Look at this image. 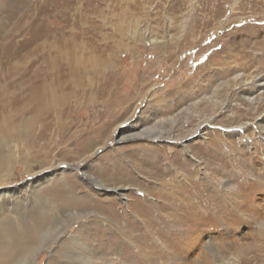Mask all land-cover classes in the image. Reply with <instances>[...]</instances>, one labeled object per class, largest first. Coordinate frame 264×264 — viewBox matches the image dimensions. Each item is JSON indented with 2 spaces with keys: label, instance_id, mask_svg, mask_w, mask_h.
<instances>
[{
  "label": "rangeland",
  "instance_id": "1",
  "mask_svg": "<svg viewBox=\"0 0 264 264\" xmlns=\"http://www.w3.org/2000/svg\"><path fill=\"white\" fill-rule=\"evenodd\" d=\"M66 28L70 83L1 153L2 214L52 219L12 264H264V0H0L10 91Z\"/></svg>",
  "mask_w": 264,
  "mask_h": 264
},
{
  "label": "bare ground",
  "instance_id": "2",
  "mask_svg": "<svg viewBox=\"0 0 264 264\" xmlns=\"http://www.w3.org/2000/svg\"><path fill=\"white\" fill-rule=\"evenodd\" d=\"M31 27L27 29L28 33L31 32L34 26H31ZM71 30H74V29L72 28ZM84 30L85 29L78 30V33H79L78 37L83 38L85 36ZM64 31L63 29H61V31L56 30L54 33L51 32V34H49L47 38L48 41H51L47 43L49 44L51 43L53 53L55 54V56L52 58L51 63H50L51 68L46 73V75L48 77H51V79H48V77L43 76L42 80L39 83H34L35 80L31 81L30 78H28V80H26L25 82L23 81L24 84L17 82L16 83L17 86L15 89L16 90L21 89V86L24 85L23 88L26 89V93L24 94V91H18V90L10 91V86H7V84L5 83L6 77L4 76L3 78L1 77L2 75L0 76V158L2 159V161H7L5 158L1 157L2 151L7 147L6 144H9L10 140H13L17 137H21L23 133L27 132V131H23L24 127H27L24 124L20 126L19 130H14V129L11 130L10 128L16 122H18V119H20L23 112L24 111L32 112L35 117L36 113H38L40 109L45 106V104L49 103V99L50 101H52V97L55 92L59 90H64L68 86V83H70V80L72 78L71 77L72 71L69 69L70 66L67 68V65L70 64L71 59L74 60V62H75V59H78V53L80 52L79 49L82 45L81 44L82 42L78 39H73L71 37H69L70 39L69 40L68 35L70 33V29L66 28L64 29ZM37 35L38 33L33 34L31 32L30 39L23 40L22 43H20L21 46L23 44L32 43V42H35L37 39H40V37H37ZM68 42L70 43V45H72L70 49L67 48ZM21 46H19V48ZM72 69L74 70V67ZM38 72L39 74L41 73V71H38ZM2 81L4 83H2ZM261 86L264 87V84ZM4 173L5 175L4 174L3 175L6 178V180L14 179L13 176L11 178V172H4ZM2 176H0V179ZM43 179L44 178H42V180ZM38 181L40 182V180H36V181H33L32 183L34 184V183H37ZM1 211L2 209H0V212ZM41 211H42V208H41ZM48 213L47 211L38 212L26 220L23 218L20 219L18 217L11 219V218L5 217L4 216L5 214L3 215L1 212L2 215H0V264H12L18 260L19 255L23 254L25 249H27L28 245L33 240H35L34 234L41 227L40 226L41 223L44 224L45 222H48V221L50 222V220H52L51 215H50L51 213L50 214ZM210 245L212 246V250H211L212 255L210 257L211 259L208 261L209 264H211V262L214 261V258L216 256L218 257V259L220 257L219 255L220 253L213 246V243H210L209 246ZM225 252H226V249H225ZM241 254L243 253L239 252L238 256L237 255L236 256L239 258L241 256L243 259L244 254L243 255ZM228 261L221 262V264H231Z\"/></svg>",
  "mask_w": 264,
  "mask_h": 264
},
{
  "label": "snow or ice",
  "instance_id": "3",
  "mask_svg": "<svg viewBox=\"0 0 264 264\" xmlns=\"http://www.w3.org/2000/svg\"><path fill=\"white\" fill-rule=\"evenodd\" d=\"M209 248H210V250H212V246L211 245L209 246Z\"/></svg>",
  "mask_w": 264,
  "mask_h": 264
}]
</instances>
